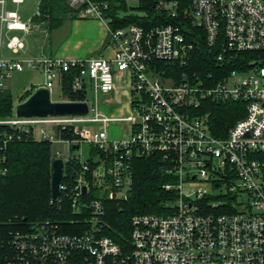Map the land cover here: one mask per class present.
Masks as SVG:
<instances>
[{
    "label": "built area",
    "instance_id": "obj_1",
    "mask_svg": "<svg viewBox=\"0 0 264 264\" xmlns=\"http://www.w3.org/2000/svg\"><path fill=\"white\" fill-rule=\"evenodd\" d=\"M21 4L24 0H12ZM79 17L99 20L108 30L112 57L63 59L0 56V92L15 73L40 69L52 89L61 74L75 70L73 91L109 95L117 80L129 89L124 116L108 115L85 99V115L0 117V176L9 172L7 148L13 141L65 143L68 152L53 154L72 167L69 183L60 184L78 219L62 228L44 220L16 229L0 241V264H264V62L225 71V56L264 50V0H155L169 17L181 16L202 31L221 68L200 76L183 70L175 77L156 61L186 66L195 47L182 26L169 22L131 23L112 29L102 0H67ZM138 2V0H137ZM0 0L3 28L29 30L17 12ZM8 48L18 52L24 40L11 36ZM243 101L246 114L216 137L205 113L206 100ZM108 103L115 101L108 98ZM117 102V101H116ZM125 122L128 134L111 138L108 126ZM79 147L74 149L73 146ZM82 144L91 147L83 157ZM92 148L96 154H93ZM158 155L175 181L164 184L175 197L163 214L132 218L130 241L120 245L104 231L107 200L127 199L135 158ZM93 163H96L93 166ZM185 186L189 191H185Z\"/></svg>",
    "mask_w": 264,
    "mask_h": 264
},
{
    "label": "trees",
    "instance_id": "obj_2",
    "mask_svg": "<svg viewBox=\"0 0 264 264\" xmlns=\"http://www.w3.org/2000/svg\"><path fill=\"white\" fill-rule=\"evenodd\" d=\"M108 6L104 10L110 19L112 29L137 23L143 26L175 23L182 26L189 41L197 46L186 66L178 63L156 61L159 70L166 69L169 74L180 77L183 70L195 71L205 75L208 70L218 73L222 65L216 62L212 50L207 46L202 31L192 27L181 16L172 18L167 13L155 7V0H138L137 6H130L126 0H102ZM141 13V14H140ZM79 18V8L70 6L67 0H41L39 15L35 22L43 23L53 31L62 27L65 22ZM264 62V50L243 51L225 56V71L231 69H246ZM75 70L63 71L61 88L64 97L72 100H83V92H75L72 80ZM37 86L27 89L19 101H24ZM15 106L10 90L0 92V117L13 113ZM201 112L205 113L212 133L219 138H225L229 129L246 114V104L243 101L206 100ZM93 154H96L92 148ZM9 172L0 176V241L6 239L9 233L16 229H26L32 224L51 220L59 223L62 228L76 230L77 225H67L78 219L72 211L65 193L61 202H52V143L40 140L13 141L7 148ZM96 163H93L95 166ZM63 183H69L72 178V167L67 164ZM174 175L167 174L163 161L158 155L135 158L133 168V183L127 199L107 200L104 215V231L120 245L130 241L132 218L137 214H163L165 204L175 197L174 191H168L164 184L174 182Z\"/></svg>",
    "mask_w": 264,
    "mask_h": 264
},
{
    "label": "rangeland",
    "instance_id": "obj_3",
    "mask_svg": "<svg viewBox=\"0 0 264 264\" xmlns=\"http://www.w3.org/2000/svg\"><path fill=\"white\" fill-rule=\"evenodd\" d=\"M41 0H25L24 3L17 5L13 3L12 0H6V10H14L18 11L21 19L23 21H28L29 18L33 17L37 12L39 8V3ZM137 0H128L129 4H134L133 6H136ZM132 6V5H130ZM141 14V13H140ZM86 21V20H84ZM99 21V20H95ZM100 22V21H99ZM71 28V22L67 21L63 25V27L60 30H57L55 32V38L53 40V43L48 38L45 39L44 43L46 44V53L51 56L52 51L57 53L56 49L58 48V45L61 43V41L67 37V34ZM3 37L5 38L4 44L1 49L2 56H15V57H26L23 55H31V52L29 50L32 48V35L30 33H25L24 31H10L8 34L5 32L3 33ZM7 35L11 37L12 35H19L24 38L26 43V51L21 52L20 54L12 53L10 49L6 47V38ZM8 41V40H7ZM53 47V48H50ZM52 50V51H51ZM90 57H97V55H89L84 58L79 59H85ZM45 82V76L43 72L38 70H26L24 72L15 73L13 77L7 82V86L10 88V91L13 94L15 106L19 103L20 96L24 95L25 91L29 88H31L34 84H42ZM96 95L98 97V104L97 107L100 111L108 114V115H116V116H124L128 114V109L126 106V98H121L116 103L110 104L106 100L108 99L106 94H103L101 92H98L96 94L95 90L92 89L90 86L87 89V93L85 95L86 100L90 103V105L93 107L96 105ZM51 97L55 101H61L58 99H62L63 93L62 88L59 82L54 81L52 89H51ZM108 132L111 138H123L125 135L128 134V125L125 122H115L111 123L108 126ZM57 150H60L64 155L68 152V146L65 143H54L52 145V152L55 153ZM91 147L88 144H82V152L83 157H88L91 155ZM185 191H189V187L185 186Z\"/></svg>",
    "mask_w": 264,
    "mask_h": 264
},
{
    "label": "crops",
    "instance_id": "obj_4",
    "mask_svg": "<svg viewBox=\"0 0 264 264\" xmlns=\"http://www.w3.org/2000/svg\"><path fill=\"white\" fill-rule=\"evenodd\" d=\"M126 1L128 2V0H126ZM24 2H25V0H24ZM24 2H22V3H24ZM39 5H40V3H39ZM129 5H132V7H134L133 6L134 4H129ZM136 6H137V4H136ZM5 11L11 12L14 10L7 11L6 10V3H5ZM15 12H17L19 18L21 19L18 11H15ZM38 15H39V8H38V12L33 17L29 18L28 21H23L21 19L23 22H25L29 25L28 31H24L22 29L8 30L5 27L3 28V33L6 32L7 34L10 31L18 30V31H24L27 34L30 33L32 35V40H31L32 48L29 50V52H31V55H23V56L34 57V58L55 57V58H63V59H79V58H84V57L89 56V55H97V57H100V56L112 57L113 56L114 50H113L112 46L109 44L108 30L105 27V25L99 21H95L94 19H84V18H80V17L70 21L71 22V28L67 34V37L64 38L61 41V43L58 45V48L56 49L57 53L54 54V52L51 50L52 55L49 56L46 53L47 48L45 46L46 44L44 43V41L46 38H48L50 40V43H51V41L53 43V40L55 38V32L57 30H60L63 26L60 28H57L53 31H49L43 25V23L35 22V17ZM84 20H86V21H84ZM3 35L4 34H2L1 43H0V56H2L1 49H2L3 44L5 43L4 42L5 38L3 37ZM8 35L6 38V47L7 48H8V46H7L8 41L7 40H8V38H10ZM12 36H19V35H12ZM19 37H21V36H19ZM21 38L24 40L23 37H21ZM24 42H25V40H24ZM50 48H53V47H50ZM8 49H10V48H8ZM26 49L27 48H26V43H25V48L23 50H20L18 52H14L11 49L10 50L12 51V53L20 54L21 52L25 53ZM2 57H8V56H2ZM9 58H20V57L9 56ZM34 85L38 87L41 84H34ZM60 85H61V83H60ZM7 89L10 90V88L8 86H7ZM128 92H129L128 87L121 80H117L116 90L113 93L107 95L108 96L107 98H110V100L115 101V103H116V101H118V99L119 100L121 98L127 99L128 98ZM63 97H64V95H63ZM58 100H65L66 101V100H71V99L64 97V98L58 99Z\"/></svg>",
    "mask_w": 264,
    "mask_h": 264
},
{
    "label": "water",
    "instance_id": "obj_5",
    "mask_svg": "<svg viewBox=\"0 0 264 264\" xmlns=\"http://www.w3.org/2000/svg\"><path fill=\"white\" fill-rule=\"evenodd\" d=\"M18 116H48V115H85L89 112L87 102L81 101H54L51 91L44 85H39L30 96L24 101H20L16 106ZM78 144L73 146L74 149ZM64 159L55 158L52 162V198L56 199L60 195V184L63 179Z\"/></svg>",
    "mask_w": 264,
    "mask_h": 264
}]
</instances>
